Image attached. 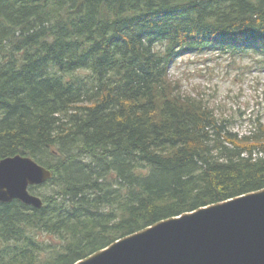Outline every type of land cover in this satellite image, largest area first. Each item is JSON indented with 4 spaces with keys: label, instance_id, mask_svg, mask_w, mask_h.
<instances>
[{
    "label": "trees",
    "instance_id": "trees-1",
    "mask_svg": "<svg viewBox=\"0 0 264 264\" xmlns=\"http://www.w3.org/2000/svg\"><path fill=\"white\" fill-rule=\"evenodd\" d=\"M255 57L264 0H0V160L54 176L0 201V264H75L162 220L264 189L245 133L170 77L191 53Z\"/></svg>",
    "mask_w": 264,
    "mask_h": 264
},
{
    "label": "water",
    "instance_id": "water-1",
    "mask_svg": "<svg viewBox=\"0 0 264 264\" xmlns=\"http://www.w3.org/2000/svg\"><path fill=\"white\" fill-rule=\"evenodd\" d=\"M53 176L32 156H6L0 201L40 208L30 186ZM75 264H264V189L162 220Z\"/></svg>",
    "mask_w": 264,
    "mask_h": 264
},
{
    "label": "rangeland",
    "instance_id": "rangeland-1",
    "mask_svg": "<svg viewBox=\"0 0 264 264\" xmlns=\"http://www.w3.org/2000/svg\"><path fill=\"white\" fill-rule=\"evenodd\" d=\"M170 77L185 93L201 97L217 113L233 117L239 133L248 132L258 117L264 122V68L251 54H185L172 64Z\"/></svg>",
    "mask_w": 264,
    "mask_h": 264
}]
</instances>
